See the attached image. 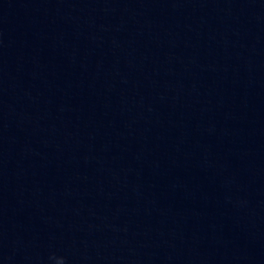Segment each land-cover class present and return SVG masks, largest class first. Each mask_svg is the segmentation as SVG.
<instances>
[{
    "label": "water",
    "instance_id": "1",
    "mask_svg": "<svg viewBox=\"0 0 264 264\" xmlns=\"http://www.w3.org/2000/svg\"><path fill=\"white\" fill-rule=\"evenodd\" d=\"M264 264V0H0V264Z\"/></svg>",
    "mask_w": 264,
    "mask_h": 264
},
{
    "label": "clouds",
    "instance_id": "2",
    "mask_svg": "<svg viewBox=\"0 0 264 264\" xmlns=\"http://www.w3.org/2000/svg\"><path fill=\"white\" fill-rule=\"evenodd\" d=\"M58 264H66V260H65V258H60V259L58 260Z\"/></svg>",
    "mask_w": 264,
    "mask_h": 264
}]
</instances>
